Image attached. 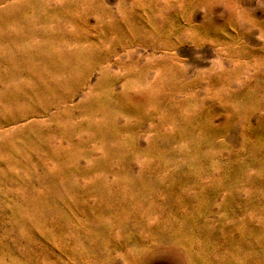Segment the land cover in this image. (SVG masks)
Here are the masks:
<instances>
[{"label":"rangeland","instance_id":"1","mask_svg":"<svg viewBox=\"0 0 264 264\" xmlns=\"http://www.w3.org/2000/svg\"><path fill=\"white\" fill-rule=\"evenodd\" d=\"M0 0V264H264V0Z\"/></svg>","mask_w":264,"mask_h":264},{"label":"clouds","instance_id":"2","mask_svg":"<svg viewBox=\"0 0 264 264\" xmlns=\"http://www.w3.org/2000/svg\"><path fill=\"white\" fill-rule=\"evenodd\" d=\"M209 8H221L231 20L236 22H244L246 20V13L240 7L237 0H209V3L205 5Z\"/></svg>","mask_w":264,"mask_h":264}]
</instances>
